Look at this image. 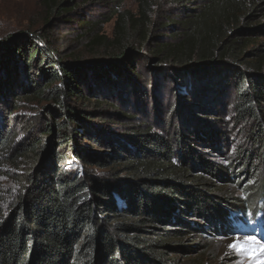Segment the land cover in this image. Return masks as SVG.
<instances>
[{"label":"trees","instance_id":"obj_1","mask_svg":"<svg viewBox=\"0 0 264 264\" xmlns=\"http://www.w3.org/2000/svg\"><path fill=\"white\" fill-rule=\"evenodd\" d=\"M40 1L93 56L59 50L47 26L0 36V164L40 158L0 203V264H203L211 239L257 231L264 0H134L136 11L125 0ZM157 90L163 113L150 109ZM22 101L46 104L37 137L18 142L15 107L4 110ZM224 116L247 124L251 143L226 167L206 157L223 143ZM233 178L253 186L256 204L223 192Z\"/></svg>","mask_w":264,"mask_h":264},{"label":"rangeland","instance_id":"obj_2","mask_svg":"<svg viewBox=\"0 0 264 264\" xmlns=\"http://www.w3.org/2000/svg\"><path fill=\"white\" fill-rule=\"evenodd\" d=\"M124 7L130 9L131 11H136V3L134 0H125ZM162 7V13L166 14V11L169 10L171 6L162 5ZM79 10H85V6ZM49 20L50 18H47L40 0H0V36H5L19 30H41L47 26V35L52 41H54L59 50L67 52L68 54L80 56L83 59H89L93 56L88 53L89 51L86 46V40L79 39V36L77 35L78 31L74 23H61L60 19H52L50 22ZM51 24L55 25V27H52ZM112 30L113 20L105 24L102 31L107 36H111ZM259 39L264 41V34L260 35ZM148 73L149 70L142 69V75H144L143 78L148 79L149 81L151 79L153 81L154 76L147 75ZM158 78L159 77L156 75L155 80L157 81ZM171 80H173L172 73L169 74L165 80H160V83L163 82L164 84L162 85V88L164 89L166 84H172ZM166 98L167 97H163L160 99L159 91L157 90L155 93V102L150 103L152 104L150 105V109L153 106H156L154 109L156 108L159 113H163L164 101ZM44 104L46 103L33 102L31 104H27L23 101L20 103L11 102L9 104V108H6V111L4 110L5 115H7V113H11L10 110L15 107L10 116H7L11 122L10 124L13 125L14 131L18 133V142L25 141L27 138L31 139L32 137H37L39 132L40 117L42 115V107ZM142 116L143 113H140L139 117L141 118V121L143 118L153 120V113L151 112L148 115L149 117H145L146 115ZM160 124V121H156V126H160ZM219 128L225 135L223 143L222 141L220 142L218 149H208V152H206V150L205 152L206 157L213 163L226 167L229 165L228 163L233 160V157L236 156V148L239 147V150L251 148L250 138L248 137L249 127L247 124L240 123L238 120L233 119L232 116H224L223 123ZM79 144L87 145L89 144V141L80 140ZM68 153L69 152L67 151V156L69 155ZM26 156L27 157L18 160V164L17 162L14 165L0 164V203H2L4 207L9 206L14 198L22 192L25 186L26 175L40 162L39 157L33 158V155L30 153ZM87 168L93 172L105 170L102 168ZM259 172V176L262 177L264 174L263 167ZM237 180L238 181L236 183L234 182V178L233 180H230L232 183H230V185H226L223 192L226 191L229 196L236 201H247L248 206L256 204L257 197H251V195H253V186L245 189L248 186L247 180H241L239 178ZM223 192L222 194H224ZM254 233L255 232L252 230H246L243 234L239 233L237 235L228 236L218 235L215 239H211L209 241L207 253H204L202 256L198 253H192L191 256L192 258L201 256L203 264H264V255H257L254 258L251 252L230 251L228 248L229 243L237 239L243 241L247 236H253L258 241H261ZM252 247L255 248L256 245H252Z\"/></svg>","mask_w":264,"mask_h":264},{"label":"snow or ice","instance_id":"obj_3","mask_svg":"<svg viewBox=\"0 0 264 264\" xmlns=\"http://www.w3.org/2000/svg\"><path fill=\"white\" fill-rule=\"evenodd\" d=\"M252 245H256V247L253 248ZM228 248L230 251L251 252L254 258L257 255H264V241H258L253 236H247L243 241L237 239L229 243Z\"/></svg>","mask_w":264,"mask_h":264}]
</instances>
